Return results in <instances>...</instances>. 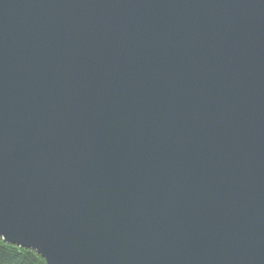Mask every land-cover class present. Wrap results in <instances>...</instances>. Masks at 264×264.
<instances>
[{
  "label": "water",
  "instance_id": "1",
  "mask_svg": "<svg viewBox=\"0 0 264 264\" xmlns=\"http://www.w3.org/2000/svg\"><path fill=\"white\" fill-rule=\"evenodd\" d=\"M0 238L264 264V0H0Z\"/></svg>",
  "mask_w": 264,
  "mask_h": 264
},
{
  "label": "trees",
  "instance_id": "2",
  "mask_svg": "<svg viewBox=\"0 0 264 264\" xmlns=\"http://www.w3.org/2000/svg\"><path fill=\"white\" fill-rule=\"evenodd\" d=\"M0 264H46L33 250L7 244L0 238Z\"/></svg>",
  "mask_w": 264,
  "mask_h": 264
}]
</instances>
